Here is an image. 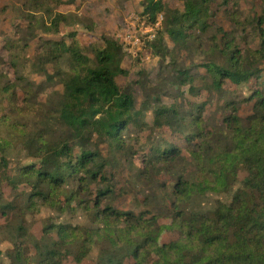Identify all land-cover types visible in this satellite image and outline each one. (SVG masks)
<instances>
[{"label": "trees", "instance_id": "trees-1", "mask_svg": "<svg viewBox=\"0 0 264 264\" xmlns=\"http://www.w3.org/2000/svg\"><path fill=\"white\" fill-rule=\"evenodd\" d=\"M54 1L57 7L64 3ZM145 1L147 20L154 21L166 9L160 1ZM183 1V12L167 11L172 16L164 30L177 46L186 44L190 28L204 27L202 15L210 0ZM43 15L46 22L34 19L46 34H57L66 21L65 14L49 8ZM262 26L260 19L261 42L256 49H241L229 33L222 32L218 51L223 64L204 65L207 79L210 78L208 90L222 94L224 82L239 86L261 73ZM158 34L159 31L148 46L154 55L165 58L171 51L163 35ZM70 37L69 43L44 40L41 52L45 63L57 65L54 76L62 87L61 92L54 93L55 99L49 101V113L60 129L58 137L50 136L47 124L41 122H35L31 128L23 124L8 129L4 127L7 119L1 117L0 167L9 166L10 156L18 148L36 160L18 167L9 180L14 189L21 184L31 187L26 209L32 210L39 201L53 210L67 212L79 200L78 208L88 222L83 226L49 224L40 238H33L26 236L25 221L21 220L15 229L16 237L9 239L12 248L5 253L9 263L64 264L72 255L74 262L80 264L96 249L92 264H148L150 259L151 264H264V93L255 90L246 100L254 101V105L253 113L245 118L239 115V102H227L229 114L222 125H214L208 131L203 104H190V110H184L175 102L166 106L157 99L152 110L154 125L179 132L188 129V136L196 141L189 152V162H184L194 167V172L177 177L170 190L160 184L162 191L158 196L163 210L145 201L146 209L138 214L122 212L112 207L115 194L108 186V161L94 142L107 144L110 155L122 152V133L129 127L145 128L140 116L148 107L143 105L136 110L132 94L121 91L116 82L118 76L128 75L121 68L124 53L119 43L102 38L104 46L94 50L91 59L84 54L75 35ZM60 61L65 68L60 67ZM176 72L178 78L173 84L188 86L189 93L197 95L195 82L205 76L190 74L188 70ZM7 92V88L2 90L3 94ZM183 160L179 149L159 147L147 156L143 172L152 167L171 174ZM239 173H243L242 179H238ZM208 193L226 199H217L205 207L201 199ZM82 196L93 198L86 201ZM0 202L2 217L16 211L20 215L21 209H16L18 201ZM164 220L167 225L160 224ZM163 229L175 230L179 237L160 244ZM25 243L32 248V255L24 253Z\"/></svg>", "mask_w": 264, "mask_h": 264}, {"label": "rangeland", "instance_id": "rangeland-1", "mask_svg": "<svg viewBox=\"0 0 264 264\" xmlns=\"http://www.w3.org/2000/svg\"><path fill=\"white\" fill-rule=\"evenodd\" d=\"M43 1L0 0V118L7 119L8 125L4 127L20 128L21 125L28 124L31 128L30 125L41 122L47 124L50 136L59 135L60 129L49 113V101L55 99L54 93L61 92L62 87L54 76L57 65L45 63L41 58L44 40H63L69 43L70 34H73L84 54L91 59L94 50L104 46L102 38L116 41L122 46L124 53L121 68L128 72L127 76H118L116 82L121 91L132 94L136 110L143 105L148 107L140 116V121L146 127H129L124 131V147L120 153L110 155L107 144L100 141L94 144L108 161L105 171L108 186L115 194L112 202L114 209L138 214L146 209V201L163 210L158 196L162 191L160 184H164V189L170 190L177 177L193 174L194 167L187 163L189 152L196 141L188 136V129L179 132L167 127H156L153 104L160 99L166 106L175 102L184 110H190V104H203L202 114L207 131L214 125H222L223 118L229 114L225 106L229 101L240 103L241 118L251 115L254 101L246 100L255 90L264 93V63L260 66L261 73L247 83L236 86L224 82L222 94L208 90L210 78L207 79L204 65L209 62L223 64L224 59L218 51L219 42L223 38L222 32L229 33L241 49L258 48L261 42L258 32L260 19L264 29V0H210L202 15L204 27L196 25L190 28L186 44L178 46L164 30L165 23L171 20L172 13L169 12H183V0H155L162 2L166 9L154 21L147 20L148 16L144 14L145 0H63L64 3L58 7L54 0L41 5L40 2ZM35 2L39 3L38 7H35L38 4ZM48 8L66 16V21L60 25L57 34H46L41 24L35 23L34 18L39 22H46L43 12ZM158 19L161 21L158 35H163L164 43L171 51L165 58L154 55L148 46L149 25H153ZM59 64L65 68L63 61ZM177 70H188L190 74L205 76V79L197 78L195 82L197 95H191L188 86L173 84L178 78ZM48 76L53 77L48 79ZM28 82L35 85H29ZM40 84L42 86L38 88L37 85ZM5 88L8 92L3 94L2 90ZM45 118L52 121L45 123ZM168 146L179 149L185 160L175 166L171 174L152 167L147 168L148 172H143L147 156L156 148ZM74 152L78 153L77 150ZM30 162L34 163L36 160L27 157L17 148L10 156L9 166L6 169L0 167V200L18 201L16 209H21L20 215L16 211L2 217L0 202V264H10L5 253L12 248L9 239L16 237L15 229L21 224V220L25 221L26 236L33 238H40L43 228L49 224L83 226L88 222L84 212L78 208L79 200H75L73 209L67 212L53 210L41 205L39 201H35L36 205L32 210L26 209V199L31 187L21 184L14 189L9 180L18 167ZM242 178L243 173H239L238 179ZM82 198L88 201L90 197ZM221 198L226 199L225 196L208 193L201 202L209 207ZM160 224L167 225L168 222L164 220ZM178 237L177 231L163 229L158 242L168 243ZM24 253L28 256L33 254L27 243L24 244ZM96 255L97 250L93 249L89 258L80 264H92ZM151 262L152 259L148 264ZM64 264L77 263L70 255ZM125 264L133 262L127 261Z\"/></svg>", "mask_w": 264, "mask_h": 264}, {"label": "built area", "instance_id": "built-area-1", "mask_svg": "<svg viewBox=\"0 0 264 264\" xmlns=\"http://www.w3.org/2000/svg\"><path fill=\"white\" fill-rule=\"evenodd\" d=\"M149 28H150V30H149L150 35L148 36V41L152 42L155 39L157 32L161 29L160 19L155 21L153 25H149Z\"/></svg>", "mask_w": 264, "mask_h": 264}]
</instances>
